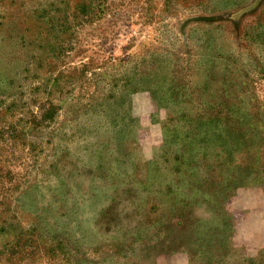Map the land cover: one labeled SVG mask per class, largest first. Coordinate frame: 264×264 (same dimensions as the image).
Masks as SVG:
<instances>
[{
    "label": "rangeland",
    "instance_id": "1",
    "mask_svg": "<svg viewBox=\"0 0 264 264\" xmlns=\"http://www.w3.org/2000/svg\"><path fill=\"white\" fill-rule=\"evenodd\" d=\"M0 264H264V0H0Z\"/></svg>",
    "mask_w": 264,
    "mask_h": 264
}]
</instances>
